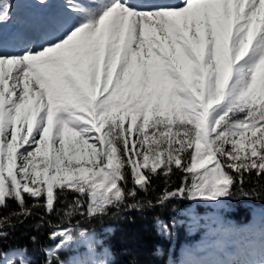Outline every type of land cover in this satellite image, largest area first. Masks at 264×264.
<instances>
[{
  "label": "snow or ice",
  "instance_id": "6c2138e0",
  "mask_svg": "<svg viewBox=\"0 0 264 264\" xmlns=\"http://www.w3.org/2000/svg\"><path fill=\"white\" fill-rule=\"evenodd\" d=\"M16 7L0 0V264H114L85 227L113 209L152 212L170 240L177 222L162 213L173 201L264 194L245 190L264 183V0ZM18 231L31 251L8 243ZM259 235L217 264H264V222Z\"/></svg>",
  "mask_w": 264,
  "mask_h": 264
},
{
  "label": "trees",
  "instance_id": "16d2710c",
  "mask_svg": "<svg viewBox=\"0 0 264 264\" xmlns=\"http://www.w3.org/2000/svg\"><path fill=\"white\" fill-rule=\"evenodd\" d=\"M179 182L180 177L174 176L171 184L177 186ZM154 185L157 192L164 186L161 180H156ZM253 187L256 188L257 193H264V183L255 184L253 180H248L245 190ZM71 199L69 195L68 200ZM15 207L16 205L9 201V208ZM173 207L177 211H172ZM8 210H0V214H6ZM114 212H116L115 209L111 210L102 220H95L85 225L111 249L114 264H130L133 259L137 264H184L188 260L202 261V264H217L218 261H210L212 253L217 254L221 260L235 259L237 254L243 251L242 246L259 244V226L264 222V194L243 196L239 191L234 190L233 196L218 206L173 201L169 209L162 213L165 219L175 217L177 222L170 240L161 239L155 234L152 212L142 215L137 211L124 209L118 215H113ZM193 217L195 222H193ZM218 219L240 229H247L255 224L257 231L255 234L224 232L217 224ZM46 232L45 229V235L40 237L41 244L51 243L46 239ZM28 234H31L30 229ZM29 235L18 231L8 243L28 244L31 251ZM214 236L226 242L229 237L234 239L231 243V256H225V251L222 252L215 248V242L212 241ZM186 256L190 258L187 259ZM34 259L39 262L42 256L36 253Z\"/></svg>",
  "mask_w": 264,
  "mask_h": 264
},
{
  "label": "rangeland",
  "instance_id": "374dc122",
  "mask_svg": "<svg viewBox=\"0 0 264 264\" xmlns=\"http://www.w3.org/2000/svg\"><path fill=\"white\" fill-rule=\"evenodd\" d=\"M30 2V0H15V3L17 4V7L14 8V12L19 15L25 11H27V8L25 7L28 3ZM15 21L13 22V24H7V25H3L2 27L4 28L5 32L7 33V31L9 29H11L14 25ZM215 237V236H214ZM212 237V241L215 242V247L218 248V249H222V250H226V249H229V245L228 246H225V243L222 242V240L220 239H217V237ZM229 241L230 242H233L234 239L233 238H229ZM217 260V256L214 255L212 257L211 260Z\"/></svg>",
  "mask_w": 264,
  "mask_h": 264
}]
</instances>
